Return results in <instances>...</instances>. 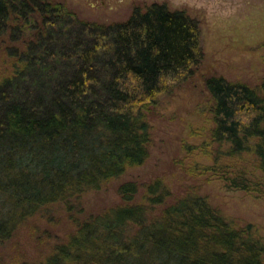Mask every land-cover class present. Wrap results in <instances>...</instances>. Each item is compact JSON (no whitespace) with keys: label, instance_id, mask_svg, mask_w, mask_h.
Returning a JSON list of instances; mask_svg holds the SVG:
<instances>
[{"label":"trees","instance_id":"1","mask_svg":"<svg viewBox=\"0 0 264 264\" xmlns=\"http://www.w3.org/2000/svg\"><path fill=\"white\" fill-rule=\"evenodd\" d=\"M200 35L187 12L161 4L105 25L58 1L0 0V40L13 59L0 77V242L47 208L83 212L87 191L145 162L149 112L200 66ZM205 84L214 166L253 155L260 179L244 171L226 179L264 195V77L259 88L222 75ZM119 191L124 204L78 222L37 264H264L256 225L228 218L206 196L152 214L170 196L163 182L148 186L144 202H135V181Z\"/></svg>","mask_w":264,"mask_h":264},{"label":"rangeland","instance_id":"2","mask_svg":"<svg viewBox=\"0 0 264 264\" xmlns=\"http://www.w3.org/2000/svg\"><path fill=\"white\" fill-rule=\"evenodd\" d=\"M53 1L64 3L82 20L105 25L124 22L135 9L144 11L153 4L183 10L199 24L204 56L194 74L162 93L150 110L152 139L145 162L127 168L100 189L87 191L81 213L74 215L56 205L36 215L13 238L0 242V264H37L44 260L56 245L76 232L78 222L124 204L119 188L128 181L139 185L135 202L146 201V190L152 183L161 181L169 188L170 196L157 209L152 207V214L198 193L228 218L251 222L264 235V195L229 186L226 179L235 176V171L260 179L263 174L253 155L226 157L222 159L225 163L214 166L211 95L205 84L207 77L222 75L259 88L264 77V0ZM6 45L0 40V77L12 69L13 59Z\"/></svg>","mask_w":264,"mask_h":264}]
</instances>
